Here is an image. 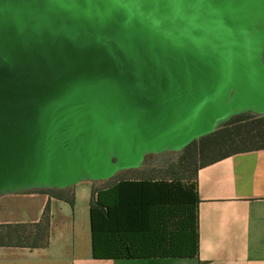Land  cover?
<instances>
[{
  "label": "water",
  "instance_id": "water-1",
  "mask_svg": "<svg viewBox=\"0 0 264 264\" xmlns=\"http://www.w3.org/2000/svg\"><path fill=\"white\" fill-rule=\"evenodd\" d=\"M264 115V0H0V195L67 188Z\"/></svg>",
  "mask_w": 264,
  "mask_h": 264
},
{
  "label": "crops",
  "instance_id": "crops-1",
  "mask_svg": "<svg viewBox=\"0 0 264 264\" xmlns=\"http://www.w3.org/2000/svg\"><path fill=\"white\" fill-rule=\"evenodd\" d=\"M196 168L195 257H94V189L115 192L113 224L106 218L99 229L104 249H112L114 238L134 250L182 249L194 204L188 181L169 173L170 165L145 161L111 179L71 186L74 205L38 190L0 195V224L38 222L50 210L48 245L1 246L0 264H264V147L204 159Z\"/></svg>",
  "mask_w": 264,
  "mask_h": 264
},
{
  "label": "trees",
  "instance_id": "trees-1",
  "mask_svg": "<svg viewBox=\"0 0 264 264\" xmlns=\"http://www.w3.org/2000/svg\"><path fill=\"white\" fill-rule=\"evenodd\" d=\"M249 141V145L236 148L232 151L220 154L210 159H217L230 153L264 147V115L251 112L242 113L232 117L213 133L189 144L185 149H191L199 156L207 155L208 151L225 141ZM187 159V158H185ZM184 159V160H185ZM190 168H185V173L174 171V177L182 176L188 181V189L192 191L194 204L187 208L188 222L186 235L182 249L172 250H134L130 245H125L118 238L113 239L112 249H104L99 241V229L104 220L110 219L113 224L115 203V192H99L94 189L91 204V221L93 235V255L95 258H148V257H195L199 252V231L197 213V168L188 174ZM180 174V175H179ZM50 193L51 196L68 201L71 205L75 203V196L70 187L67 188H39L33 189ZM114 230V226H111ZM115 231V230H114ZM50 239V210L46 206L42 219L34 223H6L0 224V247L17 246L38 248L48 245Z\"/></svg>",
  "mask_w": 264,
  "mask_h": 264
},
{
  "label": "rangeland",
  "instance_id": "rangeland-1",
  "mask_svg": "<svg viewBox=\"0 0 264 264\" xmlns=\"http://www.w3.org/2000/svg\"><path fill=\"white\" fill-rule=\"evenodd\" d=\"M249 141H225L220 145L214 147L212 150L208 151L207 155L199 156L194 151V146L191 149H184L180 152H164L160 154H150L147 156V162H156L160 164L170 165L171 171L173 173L175 168L180 173H185V168H190L188 174L198 165L200 161L204 159L213 158L220 154L232 151L236 148H242L249 145ZM187 158V159H185ZM185 159V160H184ZM193 168V169H192Z\"/></svg>",
  "mask_w": 264,
  "mask_h": 264
},
{
  "label": "snow or ice",
  "instance_id": "snow-or-ice-1",
  "mask_svg": "<svg viewBox=\"0 0 264 264\" xmlns=\"http://www.w3.org/2000/svg\"><path fill=\"white\" fill-rule=\"evenodd\" d=\"M118 3L122 4V5H134L136 3V0H117Z\"/></svg>",
  "mask_w": 264,
  "mask_h": 264
}]
</instances>
